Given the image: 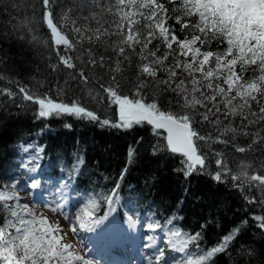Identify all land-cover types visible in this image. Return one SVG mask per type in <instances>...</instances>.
<instances>
[{
	"label": "snow or ice",
	"instance_id": "obj_1",
	"mask_svg": "<svg viewBox=\"0 0 264 264\" xmlns=\"http://www.w3.org/2000/svg\"><path fill=\"white\" fill-rule=\"evenodd\" d=\"M40 3L43 6L41 19L50 29L55 50L59 53L61 45L66 50L75 49L76 57L73 59L65 51L58 55L57 63L51 65L56 69L62 62L74 70L68 72L63 87L58 85L54 94L18 83L25 108L30 106L26 102H32L38 105L39 117L72 114L102 127L131 129L147 122L152 126V132L166 141L153 147V152L167 149L170 154H181L185 176L193 171H208L218 182L227 183L230 176L234 186H242L236 184L241 181L264 191V174L260 171L249 173L246 169L232 172L224 153H217L212 148V142L227 145L238 135L251 137L253 143L264 141V0H182L171 7L165 0H86L80 6L88 11V15L83 17L85 22L79 26L73 22L74 31L78 34L75 42L54 21L56 0H40ZM193 17L196 18L195 23L190 19ZM170 19L178 22L181 30L191 29V32L181 38L177 35L176 25L169 23ZM93 21L95 26H92ZM157 38L160 43L150 48ZM214 40L225 47L213 50L211 44ZM85 42L88 44L86 50ZM97 46L104 48L103 54ZM161 46L164 49L162 53ZM110 51L116 57L114 61ZM133 54L140 57L139 61H133ZM133 68L136 69L134 73ZM250 70L254 74L248 77L245 73ZM257 70L258 75L255 74ZM126 71L136 77L132 84L135 95L119 91ZM104 75L108 76L107 81ZM93 84H99L107 94V103ZM76 87H86L88 96L101 104L102 109L118 106V118H109L102 109L93 110L85 106L73 91ZM148 89L152 90V98L146 102L144 94ZM66 92L75 99L69 101ZM165 93H170L167 96L168 110L161 107L163 100L157 98ZM3 94L17 96L7 86L0 87V95ZM172 104L182 105L183 114L173 111ZM203 125L215 129L216 134L201 136L198 129ZM229 134L231 140L226 138ZM32 147L35 148L34 154L20 157L19 168L24 174V184L20 183L19 177L0 184V202L11 214V219L0 225V264H93L91 259L72 251L71 244L63 241V235L57 232L59 225H52L47 217L37 216L19 203V188L37 189L46 184L54 190L49 193L53 200L48 202V206L52 207L55 201L63 210L69 203V185H72L71 192L80 195L76 192L73 174L83 163L82 153L74 152L75 160L69 174L54 181L51 176H45L46 170L40 167L43 147L27 145L24 146L25 153ZM204 147L217 156L215 164L218 169L214 172L208 167L210 157L203 151ZM234 147L243 152L251 145ZM133 152L130 148V161ZM126 172L127 166L121 171V179ZM118 190L119 184L112 192L117 194ZM107 199L109 212L103 216L94 215L97 207L94 198L89 197L81 205L76 216L79 228L92 230L116 211L118 196ZM249 199L256 201L254 196ZM258 219L264 228V216ZM72 227L75 230V222ZM146 227L159 229L162 225L153 220ZM164 230L169 237H176L175 240L169 238L171 251L166 256L164 249L157 248L148 257V264H215L212 258L227 248L236 231L226 234L218 246L202 255H193L188 244L197 241L199 233L192 235L183 233L182 229L174 232L170 228ZM145 247L151 248V245ZM196 248L199 250L198 245ZM174 251L185 255L176 261L171 255Z\"/></svg>",
	"mask_w": 264,
	"mask_h": 264
},
{
	"label": "trees",
	"instance_id": "obj_2",
	"mask_svg": "<svg viewBox=\"0 0 264 264\" xmlns=\"http://www.w3.org/2000/svg\"><path fill=\"white\" fill-rule=\"evenodd\" d=\"M165 2L171 7L173 3H180L182 0H165ZM74 4L73 0H56L53 10L54 21L73 42L78 35L74 31L73 22L79 26L85 22L81 16L88 15L87 10L73 7ZM78 11L80 14H77ZM42 16L43 6L40 0H0V85H7L17 93L14 98L18 99V102L10 103L7 98L6 101L4 99L0 102V160L8 156L12 141L18 142L19 145L33 140L36 134L45 130L46 126L50 127L41 135L40 141L45 143L46 154L51 163L54 161L63 163L67 166L66 170L69 174V169L72 168L75 160L74 152L83 155V163L74 170L73 174L75 186L79 190L93 194L94 191H98L99 186L107 184L111 188L122 182L129 196L125 198L126 202L134 198L132 191L128 190L129 187H134L136 193L144 198L140 199L143 209L151 200L163 212L183 216L184 227L193 235L200 234L201 245L221 243L226 234L236 230L225 252L217 257L216 264H264V228L260 226L258 219L264 216V191L241 181H237L236 184L242 186H234L230 176L227 183L218 182L208 171H193L185 176L183 172L185 165L180 155L170 154L167 149L153 152V147L158 143H165L164 137L156 136L151 130L152 126L147 123L134 125L131 129L112 127L103 131L98 124L72 114H65L46 117L41 124H32L36 121L32 113L38 106L33 105L32 102H26L30 105L28 108L22 105V94L19 92L18 83L54 94L58 85L63 86L68 72L74 70L68 69L62 62L56 69L51 65L57 63L58 55L64 54L65 51L73 59L76 57L75 49L66 50L63 46H60V51L57 53L50 29L41 19ZM190 19L195 23V17ZM169 23L176 25L177 35L181 38L191 32V29L181 30L179 23L174 19H170ZM92 26H95L94 21ZM158 43H160L159 38L153 40L150 48ZM87 47L88 44L85 42L84 50ZM97 47L103 54L104 48ZM211 47L215 50L225 45L214 40ZM163 50L161 46L160 52L162 53ZM136 51H139V47ZM109 55H112L113 61L116 59L111 51ZM120 59L123 60V57ZM132 59L136 62L140 57L133 54ZM171 59L170 57L169 62ZM125 64L127 65V62ZM135 70L133 68V73ZM253 74L251 70L245 73L248 77ZM255 74H259L258 70ZM104 80H108L107 75H104ZM135 80L134 74L124 72L120 93L135 95L132 90ZM92 86L102 93L103 101L107 103V94L103 93L99 84ZM73 91L80 96L85 106L96 110L98 103L86 97V87H76ZM151 91V89L145 91L146 102L152 98ZM169 94L165 93L162 97H157L163 100L161 107L164 110L169 109L167 101ZM65 95L69 101L75 99L68 92ZM53 98L58 97L53 96ZM112 107L117 111L118 106L112 105ZM23 108L30 112L23 114ZM181 108L182 105H171L173 111L183 114ZM68 124L72 126L67 127ZM198 130L201 136L216 134V130L207 125L201 126ZM226 138L231 140V134ZM234 145H251V147L241 152ZM130 148L134 150L132 162L129 158L126 160ZM212 148H215L217 153H224L227 166L232 172L239 173L242 169H246L249 173L260 171L264 174V141L253 143L251 137L238 135L227 145L214 141ZM203 151L210 157L208 167L212 172L216 171L217 156L207 147H204ZM9 158L14 159V155ZM126 166L127 172L121 179V171ZM51 174H58L56 165L54 173ZM11 175L10 168L6 173L0 170V184L9 180ZM251 196L256 197V201H251L249 199ZM120 211L123 212L124 209ZM6 217V210L0 202V225L5 223Z\"/></svg>",
	"mask_w": 264,
	"mask_h": 264
},
{
	"label": "rangeland",
	"instance_id": "obj_3",
	"mask_svg": "<svg viewBox=\"0 0 264 264\" xmlns=\"http://www.w3.org/2000/svg\"><path fill=\"white\" fill-rule=\"evenodd\" d=\"M76 4L78 7H80L81 5H83L86 0H75ZM81 8V7H80ZM84 10V9H82ZM77 14H80V11H78ZM63 87V86H62ZM38 106V105H37ZM65 115V114H64ZM38 138L36 137L35 140L30 141L28 143H22L20 145V147L18 148V151L20 152V154H34L35 152V148H28L27 149V153H25L24 151V146L27 145H40L42 143H39ZM42 146V145H40ZM44 151H43V158L40 161V167L41 170H43L44 167H46V163L43 164L44 160V152H45V147L42 146ZM20 161V158H19ZM19 191V196H20V201L19 203L21 205H26L28 208L31 209V213H34L35 215H43L45 217L48 218V221L52 224V225H59V229H57V232L59 234L63 235V241L70 243L72 246V251L80 253L81 255H83L85 258L91 259L93 261V264H104V263H97V261L95 259H92L87 251V246H84L83 241H80V237H82V235L84 234H94L99 232L98 231V225H96L92 230H87V229H83L80 228L82 230V232L78 231V227H79V221L76 220V216L78 214H76V210L74 209V205H69V209H64L60 210V205L59 203H56L53 201V206L52 207H45L46 203H48L50 200H52V196L49 195L50 189H45V188H37V189H30V188H25V189H18ZM35 197V198H33ZM40 199L42 205L40 206H36L34 205V200L36 199ZM13 206H15V201L12 202ZM77 209V206H76ZM73 210V213H72ZM132 212L130 213L131 219H127L125 224L123 226L120 225V233H124L127 231H130L133 235H135L136 240H138L140 243H143V249L139 248V254H141L142 256L145 255V257L148 255V257L150 256L149 254L153 253L156 251L157 247L155 246H151V248L145 247V245H149L150 243L148 241H145L144 243V235L140 232L137 231L136 228H134V221H133V214ZM30 215V214H29ZM73 222H75L76 224V228L75 230L72 227ZM113 224H111L110 226H112ZM131 225V226H130ZM115 237L119 238V235L117 233L114 234ZM98 236V235H95ZM84 240V239H82ZM98 239H96L97 241ZM142 247V246H141ZM149 253V254H148ZM143 256V258H145ZM145 263L144 264H148V258H145Z\"/></svg>",
	"mask_w": 264,
	"mask_h": 264
},
{
	"label": "bare ground",
	"instance_id": "obj_4",
	"mask_svg": "<svg viewBox=\"0 0 264 264\" xmlns=\"http://www.w3.org/2000/svg\"><path fill=\"white\" fill-rule=\"evenodd\" d=\"M73 2L75 3V4L73 5V7H76V6H77L76 1L73 0ZM76 8H79L80 10H82V8H80V7H78V6H77ZM81 17H82V19H83V16H81ZM4 86H7V85H5V84H1V85H0V87H4ZM29 87H32V86L30 85ZM56 89H57V88H56ZM47 90H48V89H47ZM49 91H50V90H49ZM49 94H53V93H49ZM86 97H87V98L89 97V96H88V93H86ZM6 98H7L8 102H10V103H12L13 101L18 102V99L14 98L13 96H10V95H8V94L0 95V102L4 101V99H5V101H6ZM89 98H90V97H89ZM90 99H91V98H90ZM92 100H93V99H92ZM96 105H97V104H96ZM97 109H102V105H101V104H98V105L96 106V110H97ZM22 111H23V114H25V112H30L29 110H26L25 108H23ZM102 111H103L104 113H106L107 116H108L109 118H112V119H117V118H118V116H117V111H116L115 108H113L112 106H111V108H109V109H102ZM32 115L35 116L34 120H36L34 123H32L33 125L41 124V123L43 122V120H45V118H46V117H39V116H36V115H37V110L33 111ZM49 117H50V116H49ZM100 129L103 130V131H105V130L107 131L108 129H112V127H102V126H101ZM17 145H18V142H15V143H14V141H12V142L10 143V149H9V151H8V156L6 155L4 160H0V170H3V173H6V172L9 170V168H10V171H11V173H12L10 179H12V178H14V177H16V176H18V177L21 176L20 173H19L18 170H17V166H16L17 163L14 161V159L11 160V158H9V156H11V155H14V157H15V155H16ZM133 154H134V152H133ZM63 156L65 157V155H63ZM128 158H129V153H128V155H127L126 160H127ZM130 162H132V160H131ZM128 165H129V164H128ZM10 166H11V167H10ZM183 168H184V167H183ZM10 179H9V180H10Z\"/></svg>",
	"mask_w": 264,
	"mask_h": 264
}]
</instances>
